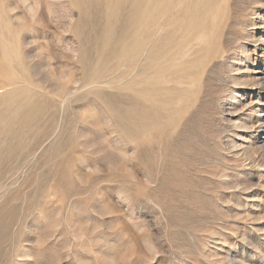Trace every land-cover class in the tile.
<instances>
[{
	"label": "rangeland",
	"instance_id": "1",
	"mask_svg": "<svg viewBox=\"0 0 264 264\" xmlns=\"http://www.w3.org/2000/svg\"><path fill=\"white\" fill-rule=\"evenodd\" d=\"M2 115L0 264H264V0H0Z\"/></svg>",
	"mask_w": 264,
	"mask_h": 264
},
{
	"label": "bare ground",
	"instance_id": "2",
	"mask_svg": "<svg viewBox=\"0 0 264 264\" xmlns=\"http://www.w3.org/2000/svg\"><path fill=\"white\" fill-rule=\"evenodd\" d=\"M138 29V28H137ZM147 36V35H146ZM17 92V91H16ZM23 104V103H22ZM27 105V104H26ZM19 106H21V105H19ZM20 109V108H19ZM24 110V109H23ZM13 112V111H12ZM20 113V112H19ZM5 114V113H4ZM6 114H8V113H6ZM33 114V113H32ZM9 115V114H8ZM7 115V116H8ZM11 115V114H10ZM3 116V115H2ZM28 116V115H27ZM12 117V116H11ZM10 117V118H11ZM26 117V116H25ZM11 119H9V118H7L6 117V115H5V117L3 116L2 118H0V123L1 124H3L2 126H4L5 128L6 127H8L9 125H10V121ZM17 121V120H16ZM11 128V127H10ZM10 131V130H9ZM4 224V223H3ZM3 224H2V226H3ZM8 225V224H7ZM11 225V224H10ZM4 228L2 229V228H0V240H1V238H2V234L6 231V229H7V226L5 227V226H3ZM2 241V240H1Z\"/></svg>",
	"mask_w": 264,
	"mask_h": 264
}]
</instances>
